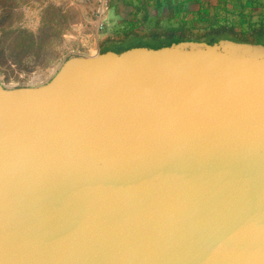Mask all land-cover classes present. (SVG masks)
Listing matches in <instances>:
<instances>
[{"label":"water","instance_id":"95a60500","mask_svg":"<svg viewBox=\"0 0 264 264\" xmlns=\"http://www.w3.org/2000/svg\"><path fill=\"white\" fill-rule=\"evenodd\" d=\"M0 264H264V41L0 82Z\"/></svg>","mask_w":264,"mask_h":264},{"label":"crops","instance_id":"0c3cea01","mask_svg":"<svg viewBox=\"0 0 264 264\" xmlns=\"http://www.w3.org/2000/svg\"><path fill=\"white\" fill-rule=\"evenodd\" d=\"M218 12L221 16L216 22L205 21ZM85 22L70 33L79 48L77 55L117 50L133 39L165 43L174 35L204 39L225 34L221 38L242 40L243 30L248 41H264V0H110L104 17L93 10ZM198 32L204 37H198Z\"/></svg>","mask_w":264,"mask_h":264},{"label":"rangeland","instance_id":"374dc122","mask_svg":"<svg viewBox=\"0 0 264 264\" xmlns=\"http://www.w3.org/2000/svg\"><path fill=\"white\" fill-rule=\"evenodd\" d=\"M12 2L14 5L6 9L8 12L6 19L7 26L10 25L14 28L22 27L37 32L43 22L44 9L49 4L62 7L67 19L65 20V24L58 29L59 36L51 38L50 45L55 50V54L51 59V63L47 66H38L32 69L30 68L32 59L25 60L22 65L12 63L8 57L10 53L7 47L8 43L3 42L0 44V82L10 87L43 83L54 75L66 57L77 55L79 48L74 38L70 36V33L77 27V24L83 23L85 26V19H88L93 10L96 13L99 6V0H16L15 3L14 0L9 1L11 4ZM114 11L113 8L111 12L114 14ZM1 14H3V11L0 9ZM196 35L204 37V33L202 32H198ZM224 35H208L206 38L200 40H210ZM2 36L3 33L0 25V39ZM229 36L233 35L230 34ZM183 38L181 35H174L168 38L170 39L168 42L183 40ZM162 42L163 40L133 39L122 43L117 47V50L126 49L138 44L159 46Z\"/></svg>","mask_w":264,"mask_h":264},{"label":"trees","instance_id":"16d2710c","mask_svg":"<svg viewBox=\"0 0 264 264\" xmlns=\"http://www.w3.org/2000/svg\"><path fill=\"white\" fill-rule=\"evenodd\" d=\"M10 0H0V9L3 11V14L0 15V25L2 29L3 36L0 39V44L3 42H7V47L9 48V59L12 63L17 65H22L25 60L32 59V64L30 68H35L38 66H47L51 63L52 57L55 54V50L52 48L51 38L59 36V27L65 24V20L67 16L63 12V8L54 4H49L44 9V15L42 19V25L40 26L37 32L31 31L27 28L22 27H12L10 25H6V19L8 12L6 9L8 7L13 6L9 3ZM16 0H14L15 3ZM220 12L214 18L210 20L205 19V21L212 24V22H216L220 18ZM227 17V16H224ZM214 19V20H213ZM214 28V26H212ZM211 27V28H212ZM243 38L239 41H248L245 32L242 30ZM217 35V34H216ZM184 40H200V39H185ZM216 39H229V38H221L218 36L216 38H212L210 40H206L209 42H213ZM231 39V38H230ZM238 40V39H234ZM260 42V41H255ZM162 42L160 45H162ZM159 45V46H160ZM123 50V49H120ZM106 51V50H104ZM72 55L65 58L68 59Z\"/></svg>","mask_w":264,"mask_h":264},{"label":"built area","instance_id":"2783aa9c","mask_svg":"<svg viewBox=\"0 0 264 264\" xmlns=\"http://www.w3.org/2000/svg\"><path fill=\"white\" fill-rule=\"evenodd\" d=\"M109 7H110V0H99V6L96 10V13L100 17H104L108 13Z\"/></svg>","mask_w":264,"mask_h":264}]
</instances>
